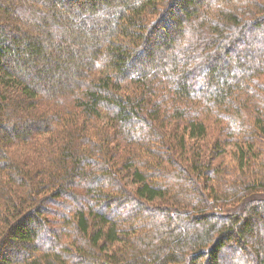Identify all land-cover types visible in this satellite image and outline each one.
I'll return each instance as SVG.
<instances>
[{
	"label": "trees",
	"instance_id": "16d2710c",
	"mask_svg": "<svg viewBox=\"0 0 264 264\" xmlns=\"http://www.w3.org/2000/svg\"><path fill=\"white\" fill-rule=\"evenodd\" d=\"M0 264H264V0H0Z\"/></svg>",
	"mask_w": 264,
	"mask_h": 264
}]
</instances>
